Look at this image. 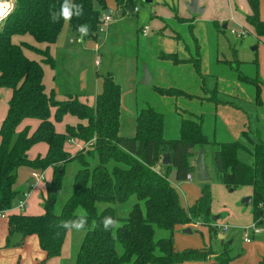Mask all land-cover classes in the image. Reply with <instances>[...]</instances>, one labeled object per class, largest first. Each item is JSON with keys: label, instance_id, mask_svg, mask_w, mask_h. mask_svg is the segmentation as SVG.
<instances>
[{"label": "trees", "instance_id": "trees-1", "mask_svg": "<svg viewBox=\"0 0 264 264\" xmlns=\"http://www.w3.org/2000/svg\"><path fill=\"white\" fill-rule=\"evenodd\" d=\"M170 2L174 17L183 22L184 18L177 15L176 0ZM62 3L63 0H14L11 10L0 19V87L12 91L0 126V211L8 212L6 246L14 234H20L22 239L35 234L47 258L57 257L68 230L60 227L61 223L84 215L87 217L86 230L73 264H180L185 261L231 264L241 251L234 252L230 240H221L222 249L215 253L210 248L174 249L173 231L177 225L200 222L210 231L219 229L214 226L217 218L213 219L211 213L210 184L204 183L199 197L186 208L173 183L185 180L186 175L194 171L190 150L212 144L217 179L230 190L245 185L252 187L253 223L264 228V140L253 145V163L246 164L237 157L238 150L245 147L238 141L214 142L204 132L200 118L181 116L178 137L166 138L163 113L148 104L138 107L134 136H122L119 133L121 89L110 72L101 75L103 88L94 106L80 101L77 96L55 100L52 93L45 92L42 83V63L55 66L49 48L41 50L25 45L42 56L41 62L31 60L23 53L24 45L12 43L11 36L28 33L37 42L53 43L65 21L53 22L50 12L59 13ZM71 3L83 6V15L73 16L68 22L71 30L78 33V27L86 24L89 33L85 37L96 38L102 22L100 15L108 9L105 0H71ZM114 3L123 12L136 6L135 0H114ZM248 3L251 13L246 15V20L256 37H264L259 0H248ZM160 57L175 64L191 63L203 75L199 57L182 58L174 52ZM237 75L239 80L254 85V99L259 101L262 84L258 76L252 78L242 72ZM156 90L163 95L193 97V94L176 88L156 87ZM213 94L209 99L219 102L216 89ZM53 107L55 121L71 114L80 122L67 125L64 133L56 132L51 121ZM29 118L39 121L37 128L31 133L28 127L18 131L19 124ZM68 140H78L84 145L70 154L64 148ZM38 142L47 144L46 155L29 159L28 149ZM166 152L170 154V165L161 163ZM93 156L98 162L91 168L89 157ZM71 160L79 161L81 168L74 175L71 195L57 211L63 173ZM110 162L114 163L111 168L108 167ZM20 167L39 171L52 169L50 180L45 182L46 195H41V214L12 210L26 194L23 192L17 201L21 192L15 184ZM173 170H176L175 181L169 179ZM131 197L136 201L126 217H118L112 205L101 211L97 209L98 202L125 203ZM79 208L83 210L82 214L78 213ZM105 217L118 221L119 226L105 230ZM157 229L167 234L155 238ZM117 244L121 246V252H118ZM258 264H264V257Z\"/></svg>", "mask_w": 264, "mask_h": 264}, {"label": "rangeland", "instance_id": "rangeland-1", "mask_svg": "<svg viewBox=\"0 0 264 264\" xmlns=\"http://www.w3.org/2000/svg\"><path fill=\"white\" fill-rule=\"evenodd\" d=\"M2 1L8 5V9H6L9 12L13 7L14 0ZM235 1L238 2L240 8L242 2L246 4L247 0ZM206 4L207 8L206 12L203 14L204 17L214 16L216 12L221 15L228 14L229 12L227 0H207ZM136 6H138L139 9L137 13H127L123 18H119V12L115 9L111 11L110 21L107 23L110 27L107 28L106 25L101 26L97 33L98 50L96 52L88 49L83 43L70 44L72 49L71 55H73L71 63H69V58L71 56L69 54H62L58 61L60 63V86L68 88L70 91L83 93L89 96V92H91L96 81L97 73L104 74L106 71L112 70V75L118 80L121 89L120 127L123 132H127L134 123L135 101L137 100L140 106L145 105L147 102L150 106L163 113L164 135L168 138L178 136L179 119L181 116H187V114L183 112V109L201 112L199 109L201 99L196 97L190 99L182 95H163L156 90V87L176 88L199 94L198 91H200L199 89H201V86L211 89L217 84V86L222 87L224 91L230 87L236 88V85H239L243 86L245 89V92H243L245 99L254 103V85L251 82L237 80L236 78L238 72H242L252 78L258 76L262 84V95H260L264 99V38L262 42L259 41L258 43L254 33H250L249 30L244 38H237L233 36L229 30V28L234 27V23L229 22V18L227 20L229 22L227 29H222V26L218 22L216 23V27L213 26V22L217 20L218 17H211V20L207 21L210 22L208 26L203 24V30L199 27L198 31V25L195 27V30H193V28L189 30L187 24L182 25L178 21H170L172 22L171 26L173 30H177V32L180 33L184 42L181 40H177L176 42L173 38L169 37H165V39L153 38L151 36L143 37L140 33H137V27L149 24L154 28V22L152 24L150 21L151 8L144 0H137ZM6 9L0 16L4 17ZM103 14L102 12L100 16ZM261 14L264 15V0H262V3L259 0V15ZM245 21L247 27L252 28L246 20V17ZM183 22L187 23L188 20L185 21V19H183ZM221 30H223V32ZM194 37L200 40L198 53L197 46L194 45ZM86 38L90 39V37ZM186 45L189 46L192 57L195 58L197 57L195 55H200L201 69L203 71L200 70V72L204 74L207 73V75H200L191 63L175 64L168 59L162 58L157 60L158 58H155L159 51H163L164 54H167L169 52H175V50H180L182 56H188V53L185 51ZM96 56L100 62L99 66H96L94 63ZM235 59H237L238 62ZM254 61H256V63ZM144 65L148 67L152 76V83L149 85L140 84ZM82 81L85 84L84 88H82ZM202 93L205 92L202 90L200 94ZM209 96H211L210 93ZM244 106L246 107L245 110L249 112L250 121H248V115L244 123L242 121L238 122L237 120H232L228 115H226V117L222 114L217 115V126L215 131L219 139L223 140L225 138L226 127H229V129L231 128L232 130H230L233 133H236L238 130H240V132H242V130L247 131L252 139H254L252 134L257 131L256 118L249 103H245ZM223 109L226 110V108ZM210 113H213L212 109H208L205 114ZM259 117L262 121L259 132L260 134H264V109L262 108L259 110ZM212 118L215 122L214 115L212 117L207 116L204 122L206 127L205 130L208 134L210 133V135L213 132ZM225 120L228 124L226 126L224 123ZM231 120L232 123L230 125ZM240 140L251 147V143L247 140L246 136L243 138L240 137ZM209 150L210 148L208 147L206 162L208 163L211 174L210 179L205 181L197 180L195 169L193 171V184L201 186L204 183L210 184L212 192V215L217 216L216 222L218 224L228 226L225 232H220L219 230V232L211 231V235L213 238L217 239V233H225V238L222 241L225 242L232 239L234 252L243 251V256L239 259L240 264H253V262H256L257 258L264 256V229L251 238L254 246L250 251L241 248L243 240L242 232H244V229L241 230L240 228H245V231L249 234L253 231L252 207L243 202L244 198L248 197L244 193L246 187L241 186L235 190H230L220 183L214 176ZM238 155L242 161H251V155L246 151L239 150ZM97 162L96 156L89 157L91 168L95 166ZM113 164V162H110L108 167L111 168ZM79 168H81V165L77 160H71L66 164L62 177L61 190L56 201L57 211L61 209L62 205L71 195L73 191V178ZM185 182L186 180L181 181L183 184H185ZM42 193H44V190ZM37 200L41 202L38 187L33 191L31 190L27 197V202L29 204L31 203V206H33L31 208L33 209L36 207V204H38ZM135 201V198L131 197L129 201L125 203L109 204L106 202H98L97 209L101 211L104 207L112 205L118 217H126ZM28 211L29 209L25 212ZM78 213L82 214L83 210L79 208ZM0 219H3V217H0ZM198 223L201 224L197 222L195 225ZM201 226L204 227L202 231L203 234L201 235L199 232L193 231L192 234L184 235L182 245L194 248L205 245L206 243L208 244L210 241L214 248L213 240L211 238L209 240L208 231L206 230L208 227L202 224ZM166 234V231L157 229L155 238L165 236ZM67 236L68 238L66 239ZM83 236L84 232L68 229L65 236L67 240L66 246L73 245L76 254ZM221 249L222 247L217 251L220 252ZM117 250L118 252L122 251L119 244H117ZM74 256L73 254V258H75Z\"/></svg>", "mask_w": 264, "mask_h": 264}, {"label": "crops", "instance_id": "crops-1", "mask_svg": "<svg viewBox=\"0 0 264 264\" xmlns=\"http://www.w3.org/2000/svg\"><path fill=\"white\" fill-rule=\"evenodd\" d=\"M167 1H168V4H167L166 0H151V3L146 2L151 8L150 21L152 22V24L154 22V28H152V26L149 24L148 25H140L139 27H137V33H140L143 37L151 36L153 38L157 37L159 39H165V37H169V38H173L176 42H177V40H181L182 42H184L180 33H178L177 30H173V28L171 26L172 22H170V21H178V22H180V21L174 17L173 12L169 7V3H171L170 0H167ZM189 1L190 0H177L175 3L176 8H177L176 11H177L178 17L184 18L185 21L188 20L187 23H184V22H180V23L182 25L187 24L189 30H191L192 28H193V30H195V27L197 25H198L197 31H198L199 27H201V29L203 30L204 25L208 26V24L210 23L207 21H210L211 17H218L217 20H215L213 22V26H215V27H216V23L218 22L222 26V29H227L229 22H232V23H234V27H232L233 29L244 28L247 31L249 30L250 33L251 32L254 33L252 28L247 27L246 21H245L246 15L251 13L248 0L246 1L247 6L245 3L243 4V2H242V4L240 5V8H239L238 2H236L235 0H227L228 7H229L228 8L229 9L228 14L226 13L224 15H221V14H217V12H216V14L214 16H211V17L210 16H205V17L203 16V14L206 12L207 0H199V5L204 7L202 14H191V13H189L187 10V6H186V4ZM260 1L262 3V0H260ZM136 2H137V0H136ZM105 3H106L107 8L110 9L111 11L113 9H115L117 12L120 11L117 8L116 4L114 3V0H105ZM95 6L99 7L98 4H95ZM135 7H137L136 10H135ZM135 7H134V10L132 12L129 11V8L127 10H125L124 12L122 11V13L120 15L118 14L119 18H123L127 13H134V12L137 13L139 9H138V6H135ZM261 11H262V7H261ZM103 13H104V11H103ZM259 17L261 20H264V15L261 14V15H259ZM228 18H229V22L227 21ZM107 23L105 25L107 28H109L110 26ZM145 28H146V30H145ZM230 29L231 28H229V30ZM144 30H145V34L143 33ZM217 31H219V30H217ZM221 31L223 32V30H221ZM76 35H77V33H74L71 30L68 22H65L64 26H63L62 30L60 31V33L58 34L56 40L49 45L45 42H37L28 33H26V34H14L11 36V41L14 44L24 45L22 48L24 55L26 57H28L29 59L35 60L38 62H41L42 56L40 54H38L37 52L33 51L32 49H29L25 45H30V46H33L37 49H41V50H44L46 47L49 48V52L55 61V66L51 67L48 64L42 63V67H43L42 83L44 85V90L47 94L52 93L54 96V99L57 101H63V100H66L72 96H77L80 101H82L88 105L94 106L95 102H96V97L99 93H101L102 88H103V79L101 77V75L103 73H97L96 81L94 83V86H93L91 92H89V96H86L83 93H77L75 91H70L68 88H64V87L60 86V79H59L60 63L58 61H59V57L62 54L71 55L72 49L70 47L71 46L70 44H72V43H77V44L83 43L87 46L88 49H91L95 52L98 50L97 36H96V38H92V39H91V37H90V39L85 37L83 39L84 41L82 40L83 42H76V40H75ZM254 36L257 39L258 43H259V41L260 42L263 41L264 37L258 38V37H256L255 33H254ZM194 39H195L194 45L197 46L196 48H197V53H198V46H200V40L196 37H194ZM232 50H234V49H232ZM185 51L188 53V56H182L180 50H175L174 53H176L179 57H182V58L192 56L191 50H190L188 45L185 46ZM169 53H172V52H169ZM162 54H164L163 51H161V52L159 51L155 58H158L157 60L162 59L160 57V55H162ZM183 55H184V53H183ZM195 56L200 58V63H201L200 55H195ZM69 59H70L69 63H71V61L73 59V55H71ZM219 61H220V58H219ZM94 63H95V59H94ZM95 65L99 66L100 62L98 64L95 63ZM200 70L202 71L201 64H200ZM108 72H110L112 74V70H108L104 74H106ZM141 75H142V73H141ZM203 75H207V73H205V74L203 73ZM113 78L118 83V80L116 79V77L113 76ZM236 78H237V80H239L238 75H236ZM151 83H152V80H151ZM84 87H85V84L83 82L82 88H84ZM200 88L206 94L205 93L200 94V92L202 91L201 89H199L200 91L197 90L199 92V94H196L195 92H193V93L188 92V91L187 92L193 94V97L201 99L200 100V106H199V109L201 112H196L195 110H191V109H183V112H185L187 114L186 117L200 118L202 121L204 132L211 139H213L214 142L220 143V142H228V141H238L239 143H241L245 148L240 149V150L250 153L251 161H245V160L242 161L239 158V155H238L239 150H238L237 156H238L239 160H241L242 162H244L246 164H252L253 163V155H252L251 151L253 149V145L260 140H264V134H260V132H259V128L262 125V121L259 117V110L261 108L264 109V99L261 97L262 94L260 95L259 101L256 102L254 100V103H252L250 100H246L245 97L243 96V92H245V89L243 86L236 85V88L230 87L229 89L224 90V91L222 90L223 88L217 86V84L215 85V87H213L211 89H207L204 86H201ZM214 89H216V91L218 93V94H216V99H218V101H219L217 103H215L213 100L209 99V97L212 98V96L214 95L213 94ZM261 91H262V86H261ZM11 92L12 91L10 88L0 87V126H1L3 119L6 116V113H7L8 102H9V99L11 97ZM209 93L211 96H209ZM190 99H192V98H190ZM245 103H249V105H250V107H251V109L255 115V118H256V125H257L256 129H257V131L252 134L254 136V139H252L251 135L248 134L247 131L242 130V132H240V130H238V131H236V133H233L231 131L232 129L230 128L231 129L230 130L229 127H226L225 138L223 140L219 139L218 136L216 135V131H215L216 126H217V119H216L217 115L222 114L225 117H226V115H228L229 117H231L232 120H237L238 122L242 121L243 123L246 120V116L248 115V121H250L249 120V112H247L245 110L246 109V107L244 106ZM146 104H148V103L146 102L145 105ZM139 106L140 105L138 104V102L136 100L135 101V109H134V123L129 128V130H127V132H123L122 128L120 127V130H119L120 135L128 136V137L134 136L135 126H136V113H137ZM223 108H226V110H224ZM208 109H212L213 113L205 114V113H207ZM54 113H55V107H53L51 109V121L54 124L55 131L58 133H64L67 125L74 126L80 122V120L77 117H75L71 114H65L60 121H55ZM213 115L215 117V122H214V119L212 118L213 132L210 135V133L208 134L205 130L206 127H205L204 122H205V118L207 116L212 117ZM232 120L230 122V125L232 123ZM179 123H180V119L178 122V135H179ZM224 123H225V126L228 125L226 123V120ZM38 125H39L38 120L29 118V119L23 120L19 124L17 130L20 131L23 128L28 127L29 132L31 133L37 128ZM210 131H211V128H210ZM245 136L247 137V140L251 143V147L247 146L244 142H242L240 140V137L243 138ZM166 138H168V137H166ZM174 138H176V137H174ZM83 145H84L83 142H80L78 140H73V141L68 140L65 142L64 148L70 154H74ZM208 147L210 148L209 155L211 156V166L213 169L214 176L216 177L214 166H213V161H212V151L214 149V146L212 144L206 145L203 147L204 154H205V163H206V166L208 169V173H209V175H211L209 167H208V163L206 162V156L208 155V153H207ZM199 148L200 147L193 148V156L190 159V162L192 165H194L195 157L197 155ZM47 150H48V146L46 143L38 142V143L33 144L28 149L27 156L29 159H34L37 156L42 157V156L46 155ZM195 169L196 168L194 166V170ZM191 173H192V175L194 174L193 172H191ZM51 176H52L51 167L45 169L44 171H39V170L26 168V167L18 168L17 180H16L15 187L21 193H20L17 201H19L23 192L27 193L29 196L30 191L31 190L33 191L36 187L39 188L40 196L41 195L45 196L46 195L45 182L50 180ZM216 179H217V177H216ZM42 180H43V182H42ZM171 181H175V180H171ZM173 185L176 188V190L178 191L181 204L186 208L191 206L196 201V199L200 195V190L202 187L201 185L193 184V179L190 181L186 180L185 184L181 183V181L180 182H174ZM245 187H246L245 192H244L245 195L252 196V193H253L252 187L249 185H245ZM42 189L44 190V193H42L43 192ZM41 201H42V199H41ZM37 202H38V200H37ZM31 207H33V206H31V203L29 204L26 200L25 209L20 211V212H24L26 214H32V215L41 214L43 212L40 200H39L38 204H36V207L34 209ZM27 209H29V211L25 212ZM13 211L17 212L18 209H14ZM252 223H253V219H252ZM185 228H190L191 232L190 233L185 232L184 231ZM203 229H204V227H202L201 224H199V223L197 225H195V224H183V225L175 226L174 231H173L174 249L178 250V251H182L185 249L193 248V247H187V246L182 245V242L184 240L183 236L187 235V234H192L193 231L199 232L202 235ZM240 229L242 230L244 228H240ZM206 230L208 231L209 240H210V238L213 240L214 248L212 247V243L210 241L208 244L206 243L205 245H201L200 247H194V248L195 249L210 248L213 250L214 253L218 252L217 250H219L220 247H222L221 240H223L225 238V236H224L225 233L224 234L218 233V237L216 239V238L212 237V235H211L212 232L210 231L209 228H207ZM237 232H239V231H237ZM7 233H8V218L6 216V217H3V219H0V264H73L75 261V258H73V254L75 256H76V254H75L73 245L66 246V241H67L66 239L68 238V236L66 237V239L63 242L60 255L57 257L47 258L46 253L40 247L38 237L35 234L25 236L23 239H22L20 234H14L10 238V244L8 246H6ZM219 235H222L223 237L219 238ZM21 240H22V242L19 243ZM230 241L233 244V240L230 239ZM253 246H254V244L252 243L251 240L249 242H245L244 240H242V245H241L242 249L245 248L246 250L250 251L253 248ZM67 247H68V249H67ZM242 256H243V251L241 252V254L238 257L234 258L231 261V264H240L239 259ZM263 257L257 258L256 262H253V264H258L262 260ZM237 258H238V260H237ZM180 264H211V261L206 262V263L195 262V261H185V262L180 263Z\"/></svg>", "mask_w": 264, "mask_h": 264}, {"label": "water", "instance_id": "water-1", "mask_svg": "<svg viewBox=\"0 0 264 264\" xmlns=\"http://www.w3.org/2000/svg\"><path fill=\"white\" fill-rule=\"evenodd\" d=\"M147 3H151V0H144ZM187 10L189 13L191 14H202L204 7L199 5V0H190L187 4ZM134 10L133 6L129 7V11L132 12ZM104 13L106 15H110L111 14V10L110 9H106L104 11ZM122 13V11H119V15ZM2 18V16H0V19ZM152 80V76L150 71L148 70V67L146 65L143 66V74L142 77L140 79V84L142 85H149L151 83ZM191 153H193V149L190 150ZM161 163L163 165H170L171 164V159H170V154L168 152L164 153L161 159ZM194 166L196 168V176H197V180L199 181H205V180H209L210 179V175L208 173V169L205 163V154H204V149L203 147H200L197 155L195 157V161H194ZM170 180H176V170H173L171 175L169 176ZM243 202H245L246 205H250L252 202V198L251 196H248L246 198H244ZM216 216H213V219H216ZM185 232L190 233L191 229L190 228H185L184 229ZM222 235H219V238H222ZM229 243H231V241H229Z\"/></svg>", "mask_w": 264, "mask_h": 264}, {"label": "clouds", "instance_id": "clouds-1", "mask_svg": "<svg viewBox=\"0 0 264 264\" xmlns=\"http://www.w3.org/2000/svg\"><path fill=\"white\" fill-rule=\"evenodd\" d=\"M83 15V6L79 4L71 3V0H63L60 6L59 13L55 11L50 12V17L53 22L59 19H63L65 22H70L73 16L80 17ZM78 32L81 34V38L89 33V27L86 24H82L78 27ZM87 217L81 215L76 220L62 222L60 227L69 230H76L78 232H84L86 230ZM111 226V227H109ZM118 221L111 217H105L103 220V227L105 230L109 228L118 227Z\"/></svg>", "mask_w": 264, "mask_h": 264}, {"label": "built area", "instance_id": "built-area-1", "mask_svg": "<svg viewBox=\"0 0 264 264\" xmlns=\"http://www.w3.org/2000/svg\"><path fill=\"white\" fill-rule=\"evenodd\" d=\"M136 9H137V7H135V10H136ZM7 13H8V11H7L4 15H6ZM109 20H110V15H106V14L104 13V14L101 16V21H102V22H101V26H104ZM146 28H147V27H146ZM146 28H145V30H146ZM145 30L143 31L144 34H145ZM230 32H231V34H232L233 36H235V37H237V38H244V37L246 36V34H248V31H247L246 29H244V28H239L238 30L231 28V29H230ZM84 37H85V36H83V37L81 38V34L78 32L77 35H76V37H75V40H76V42H82V40H83ZM95 63H96V64L99 63V59H98L97 57L95 58ZM70 141H72V140H70ZM192 179H193V175H192V173H188V174L186 175V177H185V180H188V181H190V180H192ZM27 196H28V194L26 193V194L24 195L23 199L19 202L18 205H16V206L14 207V209H18V210H20V211L24 210V209H25V206H26ZM14 209H12V210H14ZM7 213H8L7 211H0V217H6V216H7ZM214 226H216V227L219 229L220 232H225V231L227 230V228H228L227 225L218 224L217 222L214 223ZM252 229H253L252 233L249 234V233H247V232L245 231V228H244V232H243V240H244L245 242H249V241L251 240V237H252L253 235L258 234V233H260V232L263 230L262 227H260V226H256L254 223H253V225H252Z\"/></svg>", "mask_w": 264, "mask_h": 264}, {"label": "bare ground", "instance_id": "bare-ground-1", "mask_svg": "<svg viewBox=\"0 0 264 264\" xmlns=\"http://www.w3.org/2000/svg\"><path fill=\"white\" fill-rule=\"evenodd\" d=\"M7 4H5L2 0H0V15L2 14V12L7 8ZM8 9V8H7ZM7 9L5 12H7ZM4 12V13H5Z\"/></svg>", "mask_w": 264, "mask_h": 264}]
</instances>
